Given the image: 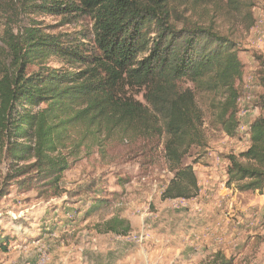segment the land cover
Segmentation results:
<instances>
[{"label":"rangeland","instance_id":"374dc122","mask_svg":"<svg viewBox=\"0 0 264 264\" xmlns=\"http://www.w3.org/2000/svg\"><path fill=\"white\" fill-rule=\"evenodd\" d=\"M36 1L0 0V78L10 64L9 43L30 28L93 45L90 15L45 14L34 8ZM176 5L178 28H212L233 42L244 63L237 83L238 135L227 136L217 123L223 98L197 91L205 146L191 148L184 160L198 168L217 163L219 173L227 175V190L221 180L208 193L199 185L194 199L164 201L173 173L163 149H143L145 141L120 132L108 136L85 126L71 131L66 148L56 154L71 165L59 184L31 168L34 158L13 159L0 142V264H221L223 258L231 264H264V191L229 186L227 174L229 157L248 149L249 128L264 116V0H241L237 8L218 0ZM46 65L66 67L56 59ZM130 94L144 102L136 91ZM86 185L94 188L81 195L79 187ZM114 217L129 221L132 230L106 232Z\"/></svg>","mask_w":264,"mask_h":264},{"label":"trees","instance_id":"16d2710c","mask_svg":"<svg viewBox=\"0 0 264 264\" xmlns=\"http://www.w3.org/2000/svg\"><path fill=\"white\" fill-rule=\"evenodd\" d=\"M178 1L82 0L81 5H63L37 0L40 4L34 8L45 14L90 15L93 45L44 34L35 27L9 43L10 64L0 78V142L8 146L12 158H34L31 168L59 184L71 165L56 154L66 148L71 131L85 126L108 136L120 132L145 141L143 149H163L173 173L162 193L164 201L196 198L197 176L184 160L191 148L205 146L197 91L223 98L217 123L227 136L236 137L240 128L237 83L243 78L244 63L233 42L212 28L189 24L178 28L173 22L180 14ZM218 1L235 8L241 2ZM52 59L66 67H47ZM33 66L36 71H31ZM248 134L249 148L229 157L228 185L262 192L264 116L251 124ZM93 188L81 186L79 193ZM131 230V223L120 217L106 225V232L115 235ZM220 263L231 261L223 258Z\"/></svg>","mask_w":264,"mask_h":264},{"label":"crops","instance_id":"0c3cea01","mask_svg":"<svg viewBox=\"0 0 264 264\" xmlns=\"http://www.w3.org/2000/svg\"><path fill=\"white\" fill-rule=\"evenodd\" d=\"M249 140H250V138H249ZM217 167H218L217 163H215L214 166H212V167L201 166L198 168L196 166H193L200 187H205L207 193L209 192L208 190H210V188L215 189V186L219 185L221 180L224 182V180L227 178V175L225 177H223V174L219 173V168H217ZM226 188H227L226 182H224L223 189L227 190ZM211 195L213 197H215L213 194H211ZM190 203H191V201H189V204ZM219 203H220V198H219V200H217V204H219Z\"/></svg>","mask_w":264,"mask_h":264},{"label":"bare ground","instance_id":"6f19581e","mask_svg":"<svg viewBox=\"0 0 264 264\" xmlns=\"http://www.w3.org/2000/svg\"><path fill=\"white\" fill-rule=\"evenodd\" d=\"M183 201V200H182ZM185 201V200H184Z\"/></svg>","mask_w":264,"mask_h":264}]
</instances>
